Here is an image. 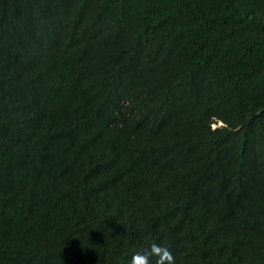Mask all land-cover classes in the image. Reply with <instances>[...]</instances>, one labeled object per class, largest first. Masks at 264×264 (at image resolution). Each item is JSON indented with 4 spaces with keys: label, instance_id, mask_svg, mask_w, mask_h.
<instances>
[{
    "label": "trees",
    "instance_id": "obj_1",
    "mask_svg": "<svg viewBox=\"0 0 264 264\" xmlns=\"http://www.w3.org/2000/svg\"><path fill=\"white\" fill-rule=\"evenodd\" d=\"M152 239L264 264V0H0V264Z\"/></svg>",
    "mask_w": 264,
    "mask_h": 264
},
{
    "label": "clouds",
    "instance_id": "obj_2",
    "mask_svg": "<svg viewBox=\"0 0 264 264\" xmlns=\"http://www.w3.org/2000/svg\"><path fill=\"white\" fill-rule=\"evenodd\" d=\"M126 264H176V258L170 246L152 239L146 248L133 252Z\"/></svg>",
    "mask_w": 264,
    "mask_h": 264
}]
</instances>
